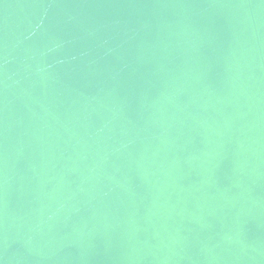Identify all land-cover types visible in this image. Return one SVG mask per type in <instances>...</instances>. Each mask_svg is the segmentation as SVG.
I'll return each mask as SVG.
<instances>
[{
	"label": "water",
	"instance_id": "water-1",
	"mask_svg": "<svg viewBox=\"0 0 264 264\" xmlns=\"http://www.w3.org/2000/svg\"><path fill=\"white\" fill-rule=\"evenodd\" d=\"M0 264H264V0H0Z\"/></svg>",
	"mask_w": 264,
	"mask_h": 264
}]
</instances>
